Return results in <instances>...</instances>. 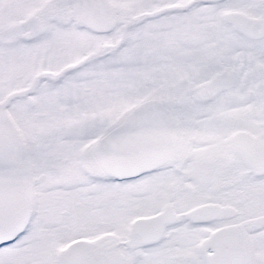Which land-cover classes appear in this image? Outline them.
<instances>
[{
	"label": "snow or ice",
	"instance_id": "1",
	"mask_svg": "<svg viewBox=\"0 0 264 264\" xmlns=\"http://www.w3.org/2000/svg\"><path fill=\"white\" fill-rule=\"evenodd\" d=\"M0 264H264V0H0Z\"/></svg>",
	"mask_w": 264,
	"mask_h": 264
}]
</instances>
